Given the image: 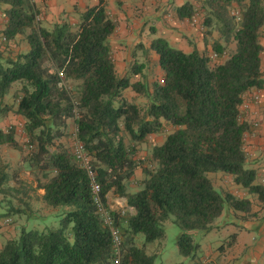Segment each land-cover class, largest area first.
Segmentation results:
<instances>
[{"label":"trees","instance_id":"1","mask_svg":"<svg viewBox=\"0 0 264 264\" xmlns=\"http://www.w3.org/2000/svg\"><path fill=\"white\" fill-rule=\"evenodd\" d=\"M263 5L264 0H204L195 11L185 4L178 17L201 14L204 43L215 62L157 38L150 49L162 78L148 83L146 75L133 70L140 80L131 83L116 73L108 42L116 26L101 1L75 24L45 28L32 0H0L6 21L0 41L8 46L20 37L28 46L13 56L0 50V118L21 117L26 138L22 146L13 127L0 129V147L20 154L14 165H0V210H5L0 225L13 223L7 218L14 215L15 221L41 219L32 217L29 194L36 189L43 190L44 208L59 217L56 226L21 225L0 248V264H113L116 258L119 264H155L156 255L146 248L165 238L166 223L179 231V254L194 261L199 245L191 233L208 234L229 211L239 225L251 218V201L217 188L209 175L229 177L238 190L264 205V183H257L244 150L251 126L240 112L244 95L264 85ZM15 84L19 89L6 103ZM129 89L146 100L144 107L125 97ZM162 135L163 142L151 148L149 165L137 159L138 146ZM71 140L72 147L67 146ZM75 143L88 159L100 201L119 232L118 257L94 202L88 171L74 154ZM139 169L143 180L129 193V181ZM30 175L33 182L21 178ZM109 196L125 200L132 212L111 209ZM235 238L230 235L219 251L230 248Z\"/></svg>","mask_w":264,"mask_h":264},{"label":"crops","instance_id":"2","mask_svg":"<svg viewBox=\"0 0 264 264\" xmlns=\"http://www.w3.org/2000/svg\"><path fill=\"white\" fill-rule=\"evenodd\" d=\"M32 1L38 11V19L41 22V25L45 28H50L52 25L62 22L75 24L78 22L80 15L86 11V9L96 7L101 1L105 6L108 16L116 26L114 33L110 36L108 41L116 73L121 77H130L131 83L140 80V75H131L133 70L141 71L142 74L146 75L153 67L155 73L162 78V72L157 65V56L150 49L151 42L157 38L164 39L171 47L180 50L183 53L188 54L195 49L198 52L205 53L208 57L215 59V55L212 53L210 45L204 43V29L202 26L201 14L196 12L191 19H180L177 14V10L185 4L192 5L195 11L198 10L201 2L204 0ZM5 22L4 16L0 12V38ZM212 38L217 39V34L214 33ZM212 38H209V41L212 40ZM19 39L20 37H17L15 42L9 43V46L15 48L19 43ZM261 45L264 47V38L261 40ZM21 47L22 52L28 50V46L25 42H22ZM135 67L138 69H135ZM261 70L263 72L264 80V52L261 54ZM128 91L130 92V89L126 90L124 95ZM254 95L260 97V102L258 104L251 103L252 96ZM243 103L251 105L247 109L240 107L241 120L251 126L250 131L245 135L244 139L247 166L250 169L255 170L257 183L260 184L264 183V87L260 90H253L246 93L243 97ZM8 121L16 122L11 123ZM16 123L17 125H15ZM23 123L24 121L21 117L9 114L5 118H0V129L5 131L6 129L13 127L15 134H20V132L23 133ZM255 123L257 124V127L253 128V124ZM67 124L69 127L70 121ZM71 126V131L73 133L74 124L72 122ZM23 137H25L24 134ZM163 137L165 136L163 135ZM162 142L163 139L160 143ZM142 145L144 144L138 146V149H142ZM2 147L4 148L6 146ZM13 152V158L18 162L17 160L20 154L17 153V155L15 151ZM220 176L222 175H217V178ZM142 180V171L140 169L136 170L129 181L128 192H136L139 183ZM229 180L231 181L230 178ZM231 185H233L232 182ZM32 186L35 188L36 183H33ZM237 188L238 187L234 186L233 191H237V194H241L240 198L245 197L251 201V213H253V216L246 221L241 222L240 225L235 219L230 217L231 211H229L226 216H221L224 218V221L221 224L214 226V228L224 227L226 232L230 233V235L236 234L235 242L230 248H225L222 252L219 251V247L215 248L218 249L217 252L214 251L211 244L202 246L204 258L202 257L201 261L205 260L207 264H264V205L261 206L257 203L256 196L247 195L243 190H238ZM235 192L233 194H236ZM42 195L43 190L41 189L33 190L29 194V199L33 200L31 201V209L33 211L32 217H34V219H37L35 217H41V219H37L38 221L24 220L20 223L19 228H21V225L26 227H31L32 225L43 228V224H47V219H49L52 214L57 215V213H53L52 210L44 208L45 206L41 199ZM110 196L108 202L112 209H121L128 213L132 212L127 208L125 200ZM38 210H41V212L39 213ZM4 212L5 210H0V213L4 214ZM55 215H53V217ZM17 216H12V219L9 216L7 219L15 220ZM21 217L24 218L25 216L22 215ZM4 219L5 218H0V221H4ZM2 224L0 225V248L7 239L14 237L18 232V229L16 230L14 225L9 226L7 224ZM191 234L192 237L198 236V233ZM176 238L177 235L175 239ZM141 242L142 241L140 240V243ZM155 246H157L156 243L149 245L146 248V251L155 250Z\"/></svg>","mask_w":264,"mask_h":264},{"label":"rangeland","instance_id":"3","mask_svg":"<svg viewBox=\"0 0 264 264\" xmlns=\"http://www.w3.org/2000/svg\"><path fill=\"white\" fill-rule=\"evenodd\" d=\"M22 46V41L21 39H19V43L17 44V46L14 47H10L9 45H5L2 41H0V50L2 51V53H4L5 55H9V56H13L16 53L22 52L21 47ZM211 60V64L214 63L215 59H212V57L210 58ZM147 77V82L148 83H152L154 81H158L159 80V76L155 73V70L152 69L149 71L148 74H146ZM264 87V85H263ZM19 89V85H14L11 89V92L9 95H7L4 98V101L6 103H10L12 100V95L18 91ZM125 97L128 100H131L132 102H134L135 104H137L138 106L144 107L146 105V100L143 97H138L135 96V93L133 94L131 91L127 92L125 94ZM11 123H15L12 121H8ZM17 125V123L15 124ZM71 122L69 125V129L68 132L71 131ZM170 127H166L165 133L167 134L168 132H170ZM165 136V135H164ZM16 138L17 140L20 142V144L22 146L25 145V137H23V133L20 132V134H16ZM163 139V135L162 136H151L148 137L146 143H144V145L141 146L142 149H138V153H137V158L140 159V161H142L143 163H145L146 165L148 164V158L151 154V148L155 145H157L158 143L161 142V140ZM73 143L72 140L70 142H67V146H71L72 147ZM12 149H9L8 147H2L0 148V165H3V163L6 161L8 164L10 165H14L16 163L15 158H13V151H11ZM16 152V151H15ZM18 152H16L17 154ZM22 153H27V149L26 147L23 148V152ZM18 155V154H17ZM12 167V166H11ZM211 176V178L213 179V184L214 186H216L217 188H221L223 191L226 189H228L229 191H233L234 186L231 185V181L229 180V177L227 176H220L219 178H217L216 175H209ZM22 179H27L28 181L33 182V178L32 176H24L21 177ZM129 185V184H128ZM235 191H233L234 193ZM237 194V191L235 192ZM237 195H241V194H237ZM35 204V203H34ZM39 205V204H38ZM224 215V214H223ZM224 221L223 217H220L216 220V222L214 223L215 226L221 224ZM2 222V221H0ZM22 222V220H14V222L10 223L9 221L4 222L2 225H9V226H13L16 227V230L20 227V223ZM59 222V217L57 215H55L54 217L51 216L49 217V219H47V226H56ZM18 227V228H17ZM35 227V226H34ZM41 228V227H39ZM228 231V230H227ZM179 231L175 228V226H173L170 223H166L165 224V238L160 242V243H156L157 246H155V250L151 251L148 250L146 251L148 254H155L156 255V262L155 264H196L199 261H201L202 257L204 258V253H203V249L202 246H205L207 244H211L212 245V249L214 251L217 252L218 248L220 247L221 244H224L223 242H225L226 240H228V237L230 236V233H227L224 227H220V228H214L212 231H210L208 234H197V237H193V241L195 243H197L199 245V250L196 253L195 256V260L192 261L191 259L188 258H184L179 254L177 245H176V235L178 236ZM224 236V237H223ZM139 238L142 239V237L140 236ZM143 240V239H142ZM214 254V253H213ZM204 264H207V262L204 260L203 261ZM201 264L202 261H201Z\"/></svg>","mask_w":264,"mask_h":264},{"label":"built area","instance_id":"4","mask_svg":"<svg viewBox=\"0 0 264 264\" xmlns=\"http://www.w3.org/2000/svg\"><path fill=\"white\" fill-rule=\"evenodd\" d=\"M260 102V97L258 95H254L252 96V104H258ZM249 106L251 105H247L245 103H243L241 105V107H243L244 109H247ZM257 124H253V128H256ZM74 154L76 156V158L81 162V164L87 169L88 171V176L91 179V187H92V194H93V199L94 202L97 206L98 212L101 215V218L103 219V222L105 225H107L110 228L111 234H112V238H113V242H114V251L116 256L118 257V251H119V245H120V236H119V232L115 229H113L112 227V222L111 219L108 215L107 210L105 209V207H103L101 201H100V187L97 183H95L94 181V175L93 173L90 171L89 165H88V159L86 158V156L84 155V153L82 152L81 146L78 143L74 144ZM111 208V207H110ZM112 209V208H111ZM123 212V211H122ZM113 264H119L118 258H116L114 260Z\"/></svg>","mask_w":264,"mask_h":264}]
</instances>
